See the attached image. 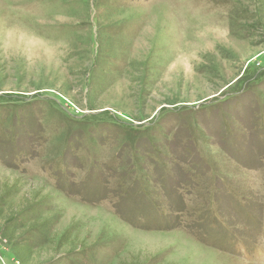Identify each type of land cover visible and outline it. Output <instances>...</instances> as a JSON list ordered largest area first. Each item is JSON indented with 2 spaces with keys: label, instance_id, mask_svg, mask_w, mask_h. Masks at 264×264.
<instances>
[{
  "label": "rangeland",
  "instance_id": "rangeland-1",
  "mask_svg": "<svg viewBox=\"0 0 264 264\" xmlns=\"http://www.w3.org/2000/svg\"><path fill=\"white\" fill-rule=\"evenodd\" d=\"M0 264H264V0H0Z\"/></svg>",
  "mask_w": 264,
  "mask_h": 264
}]
</instances>
